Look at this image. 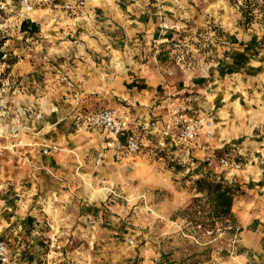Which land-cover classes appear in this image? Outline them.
<instances>
[{
	"label": "crops",
	"instance_id": "crops-1",
	"mask_svg": "<svg viewBox=\"0 0 264 264\" xmlns=\"http://www.w3.org/2000/svg\"><path fill=\"white\" fill-rule=\"evenodd\" d=\"M185 10L180 0H91L82 17L59 14V28L49 29L61 30L54 42L67 58L70 49L75 59L74 68L59 72L62 82L54 88L56 100L47 99L51 88L47 86L41 100L35 99L29 83L0 89V105L12 96L5 112L0 107V233L13 264L35 261L30 248L44 221L50 225L49 236L60 240L61 246L92 237L89 225L94 223L93 205L101 184L121 182L130 174V165L147 175L148 153H143L151 148L172 152L193 178L211 175L235 188L231 212L239 232L232 258L225 257L224 264H264V39L223 24L224 40L210 60L169 69L165 51L185 27L179 21ZM26 15L36 23L47 19L48 11ZM69 33L78 39L67 41ZM31 72L33 68L25 64L14 71L15 77ZM94 95L106 99L105 109L127 120L131 128L141 116L146 123L156 122L159 131L144 132L139 153L129 160L116 163L107 152L95 172L96 189L84 195L86 200L73 174L79 167L81 173L93 170L102 139L84 126L73 128L101 111L91 110L87 101ZM187 97L197 99L192 115L214 117L211 138L202 133L185 143L162 134L172 108ZM43 139L50 145L64 143L67 153L43 156V147L38 148ZM221 159L240 168L223 167ZM150 184L147 187L153 188ZM185 201L179 196L156 208L166 222L163 232L169 227L167 218L187 206ZM161 258L156 264H165Z\"/></svg>",
	"mask_w": 264,
	"mask_h": 264
},
{
	"label": "rangeland",
	"instance_id": "rangeland-1",
	"mask_svg": "<svg viewBox=\"0 0 264 264\" xmlns=\"http://www.w3.org/2000/svg\"><path fill=\"white\" fill-rule=\"evenodd\" d=\"M31 1L33 11L45 10L48 15L47 19L34 23L39 28L38 34L28 36L20 33L21 23L30 19H27L18 0H0V52L5 60L0 62V89L29 83L35 99L41 100L45 96L42 94L44 87H51V91L46 93L51 102L56 100L55 86L62 82L59 72L66 67L74 68L72 61L75 59L70 49L67 58L61 52L63 48L54 42L56 39L59 41L61 30L49 31L53 26L59 28L58 23L52 24L49 13L50 6L58 0ZM180 4L187 14L178 20L185 27L175 33L171 45L166 48L169 69L178 65L193 66L201 59L204 62L210 60L216 45L224 40L223 24L228 23L230 28H239L245 34L255 33L264 39V0H180ZM205 7L213 9L206 13L203 11ZM65 39L74 42L78 36L69 33ZM154 52L156 49L151 53ZM23 64L31 66L33 72L15 77L14 71ZM5 97L7 95L2 96L3 99ZM11 98L0 105L4 112L12 103ZM87 101L91 110L105 109L107 103L106 99L95 95L89 96ZM73 129L78 131L75 127ZM64 146V143L50 145L43 139L38 148L43 147L41 154L46 156L52 152L67 153ZM46 148H49L48 152L43 154ZM146 153L147 175L136 173L134 166L130 165V174L121 182L111 186L101 184L100 197L93 205L94 223L89 225V236L92 237L61 246L60 240L49 236L50 225L44 221L30 248L35 261L29 264H156L161 257L165 264H224L225 257L229 261L239 231L221 225L214 230H204L187 221L184 213L195 197L191 189L193 176L186 174L185 165L166 149L151 148L146 149L143 155ZM97 157L93 161V170L81 173L79 167L73 174L85 199L88 191L96 189L92 183L99 167L96 165ZM150 183L153 188L147 187ZM65 190L71 191L69 185ZM179 196L182 201L186 200L183 204L187 206L167 218L169 227L163 232V223L166 222L156 208L162 209L160 203L175 201Z\"/></svg>",
	"mask_w": 264,
	"mask_h": 264
},
{
	"label": "built area",
	"instance_id": "built-area-1",
	"mask_svg": "<svg viewBox=\"0 0 264 264\" xmlns=\"http://www.w3.org/2000/svg\"><path fill=\"white\" fill-rule=\"evenodd\" d=\"M91 0H58L49 8L52 24L58 23L59 14L74 15L82 17L86 5ZM135 2L136 0H129ZM19 5L25 13L32 12L29 0H18ZM1 69V68H0ZM197 102L196 98L187 97L183 102L174 106L171 110L170 121L161 130L163 135H174L179 141L185 143L194 142L203 133L206 139L212 137L215 130V119L212 115L200 113L192 115V106ZM36 120L41 119V115H35ZM82 126L94 130L101 135V152L97 157L96 165L99 166L104 155L110 152L114 162H122L135 157L140 151L142 134L146 131H159L156 122H144L139 116L136 122L130 127L127 120L117 117L112 111L103 109L95 116L86 118L81 123L75 125L77 130ZM43 143H45L43 141ZM49 148L43 150L47 154ZM210 166V161L207 162ZM220 165L232 167L234 170L240 168V164L232 163L227 159H221ZM210 234V233H209ZM132 244V242H130ZM0 264H13L10 260L6 243L0 233Z\"/></svg>",
	"mask_w": 264,
	"mask_h": 264
},
{
	"label": "trees",
	"instance_id": "trees-1",
	"mask_svg": "<svg viewBox=\"0 0 264 264\" xmlns=\"http://www.w3.org/2000/svg\"><path fill=\"white\" fill-rule=\"evenodd\" d=\"M38 32V26L29 20L23 21L20 25V33L23 35L32 36ZM0 62H5L4 54L1 52ZM191 183L195 197L185 210L187 221L204 230H214L217 225L238 230L231 212L235 188L223 180H216L211 175L192 178Z\"/></svg>",
	"mask_w": 264,
	"mask_h": 264
}]
</instances>
